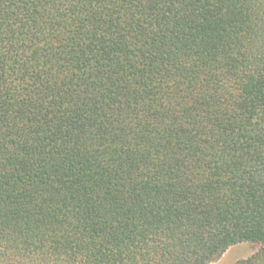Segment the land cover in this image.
Segmentation results:
<instances>
[{
	"label": "trees",
	"instance_id": "obj_1",
	"mask_svg": "<svg viewBox=\"0 0 264 264\" xmlns=\"http://www.w3.org/2000/svg\"><path fill=\"white\" fill-rule=\"evenodd\" d=\"M264 264V0H0V264Z\"/></svg>",
	"mask_w": 264,
	"mask_h": 264
},
{
	"label": "rangeland",
	"instance_id": "obj_2",
	"mask_svg": "<svg viewBox=\"0 0 264 264\" xmlns=\"http://www.w3.org/2000/svg\"><path fill=\"white\" fill-rule=\"evenodd\" d=\"M260 249L256 244H241L231 248L218 262L213 264H235L240 260L250 258Z\"/></svg>",
	"mask_w": 264,
	"mask_h": 264
}]
</instances>
